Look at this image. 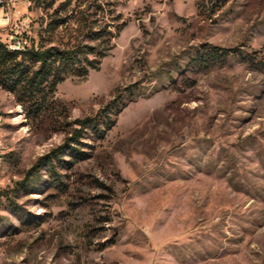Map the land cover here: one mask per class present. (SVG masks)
Segmentation results:
<instances>
[{"label":"rangeland","instance_id":"374dc122","mask_svg":"<svg viewBox=\"0 0 264 264\" xmlns=\"http://www.w3.org/2000/svg\"><path fill=\"white\" fill-rule=\"evenodd\" d=\"M89 2L120 34L51 123L0 87V264H264V0H73L62 40ZM54 9L8 4L0 40L45 45ZM97 115L82 160L35 173Z\"/></svg>","mask_w":264,"mask_h":264},{"label":"trees","instance_id":"16d2710c","mask_svg":"<svg viewBox=\"0 0 264 264\" xmlns=\"http://www.w3.org/2000/svg\"><path fill=\"white\" fill-rule=\"evenodd\" d=\"M57 1L35 0L36 5L44 7V10L55 8L45 31L40 35L45 45H26L22 50H10L0 40V87L15 97L28 119L42 127L51 123L55 116L59 85L71 78L86 79L91 71H99L103 60L114 49V40L119 36L121 28L116 27L114 31L106 19L104 7L89 2L78 13L79 18L74 20L77 28L72 30L67 40H62L58 31L64 26L67 30L72 17L66 15L62 18L60 15L69 13L73 0H66L55 7ZM94 8L95 13L91 14ZM218 51L203 53L206 57L204 61L224 56V52L220 54ZM76 125L79 129L74 131V137L68 139L67 144L60 149L40 158L35 173L46 167L52 181H59L56 163L60 167L66 165L71 168L73 163L62 158L66 152L74 160H82L83 153L76 146L81 145L80 138L86 134L87 129L95 133L97 138L103 139L104 130L101 128H113L107 115L86 118L77 121ZM29 175L33 177L36 174L32 171Z\"/></svg>","mask_w":264,"mask_h":264},{"label":"built area","instance_id":"2783aa9c","mask_svg":"<svg viewBox=\"0 0 264 264\" xmlns=\"http://www.w3.org/2000/svg\"><path fill=\"white\" fill-rule=\"evenodd\" d=\"M20 0H1L0 2V10L2 12H4V10L6 9L8 4H16L17 2H19ZM6 21H9V18L7 17V14L5 15ZM26 45L22 44V43H13L12 45H10V48H12L13 50H17L20 47H24Z\"/></svg>","mask_w":264,"mask_h":264},{"label":"bare ground","instance_id":"6f19581e","mask_svg":"<svg viewBox=\"0 0 264 264\" xmlns=\"http://www.w3.org/2000/svg\"><path fill=\"white\" fill-rule=\"evenodd\" d=\"M0 2H1V0H0ZM9 49L10 50H13L12 48H10V46H9ZM22 49H25L24 47H20L19 49H17V50H22ZM2 121V120H1ZM1 121H0V123H1ZM0 150H1V142H0ZM3 151V150H2Z\"/></svg>","mask_w":264,"mask_h":264}]
</instances>
